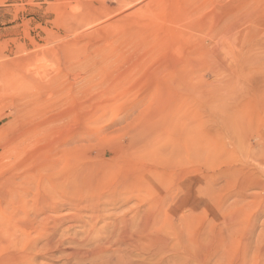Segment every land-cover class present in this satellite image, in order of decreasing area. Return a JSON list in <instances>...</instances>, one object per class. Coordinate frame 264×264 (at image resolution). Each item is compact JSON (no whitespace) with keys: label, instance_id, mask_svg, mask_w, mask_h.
<instances>
[{"label":"rangeland","instance_id":"rangeland-1","mask_svg":"<svg viewBox=\"0 0 264 264\" xmlns=\"http://www.w3.org/2000/svg\"><path fill=\"white\" fill-rule=\"evenodd\" d=\"M263 167L264 0H0V264H264Z\"/></svg>","mask_w":264,"mask_h":264},{"label":"bare ground","instance_id":"bare-ground-1","mask_svg":"<svg viewBox=\"0 0 264 264\" xmlns=\"http://www.w3.org/2000/svg\"><path fill=\"white\" fill-rule=\"evenodd\" d=\"M122 148L120 147V146H116V147H113V146H111V149L110 150H107L106 152H103V155L105 156V155H107V154H110L112 157H109V156H107L106 158H107V162H110L111 161V164L113 165V166H115L116 165V161H117V159H118V156H119V151L121 150ZM85 153H78V154H76V153H74L73 155H70V154H67V162H71V165H70V167H69V171H72V170H74V168H75V163H76V161H78V162H83L84 164L85 163H87V164H85L84 166H83V170H82V173H84L85 175L82 177V180H79V179H77L73 174H70V175H68L65 179V182L64 183H62V189L64 190V192H65V200L63 201V203H54L52 200H50L49 201V203H48V201L47 200H44V204H42V207L43 206H45V205H52V206H50L51 207V209L53 210V211H58V210H60V208L62 207V206H66V205H69V207L71 208V209H75V210H77V211H87V210H90V208H93L95 205L93 204L95 201H91L90 200V196H87V198L85 197L86 195H84V194H86L87 192H88V189H89V187L87 186V184H88V179L90 180L91 179V176H89L90 174H88L86 171H88V172H90V170H89V166H91V164H93V163H91L90 161H92V160H94L93 159V157L90 155V154H88V153H86L85 155H84ZM90 162V163H89ZM80 170V169H79ZM261 172L264 174V167L261 169ZM89 176V177H88ZM259 186L262 188V189H264V180H262V182H260L259 183ZM44 187H45V185H43V189H44ZM147 188V187H146ZM85 197V199H82V198H84ZM96 205H97V202H96ZM47 206V207H48ZM91 217V216H90ZM67 218V217H66ZM91 218H93L94 220H96L97 219V216L95 217V216H93V217H91ZM70 219V218H69ZM73 219V218H72ZM92 219V220H93ZM67 220V219H66ZM61 221V222H60ZM57 222H59V224L60 223H62L63 224V222H65V219H59V220H57ZM67 222H69V221H67ZM119 222H121V224L123 225H125L127 228H129L132 224H133V222H134V219H130V218H120L119 219ZM45 223V222H44ZM54 225H56V224H54ZM150 223L148 222L147 223V226H146V228L147 229H149V227H150ZM45 226H50L49 225V220L45 223V225H44V227ZM56 227V226H55ZM54 227V228H55ZM68 227V226H67ZM48 229V228H47ZM123 236H124V234L120 237V239H122L123 238ZM90 237L91 236H89L88 237V235H87V239H86V241L87 242H89L90 240ZM49 240V239H48ZM52 241L51 240H49V241H47V243L46 244H48V245H52V243H51ZM80 244L79 245H84V244H82V242H79ZM108 244H111V242H108ZM107 245V244H106ZM105 245V246H106ZM103 250V249H102ZM101 252H103V251H101ZM24 261V260H23ZM25 262V261H24ZM24 262H22V264H27V261H26V263H24Z\"/></svg>","mask_w":264,"mask_h":264}]
</instances>
